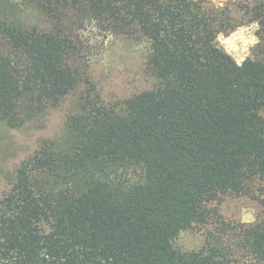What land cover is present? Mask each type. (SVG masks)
I'll list each match as a JSON object with an SVG mask.
<instances>
[{"label": "trees", "instance_id": "trees-1", "mask_svg": "<svg viewBox=\"0 0 264 264\" xmlns=\"http://www.w3.org/2000/svg\"><path fill=\"white\" fill-rule=\"evenodd\" d=\"M23 1L41 21L0 13V123L71 108L63 136L6 177L0 264H264V0L246 11L259 42L242 63L219 41L242 23L209 0ZM100 33L146 48L128 97L105 100L88 75ZM225 196L261 213L225 218Z\"/></svg>", "mask_w": 264, "mask_h": 264}, {"label": "rangeland", "instance_id": "rangeland-1", "mask_svg": "<svg viewBox=\"0 0 264 264\" xmlns=\"http://www.w3.org/2000/svg\"><path fill=\"white\" fill-rule=\"evenodd\" d=\"M221 7L228 6L237 22L242 23L230 34H221V45L239 63L252 55L259 42V23L249 22L256 0H209ZM241 4V6H237ZM248 7V8H247ZM2 17L24 27L40 23V15L23 0H6L0 6ZM97 34V32L95 31ZM96 37L92 45L89 67L90 79L102 93L105 100L114 101L133 94L143 84V69L146 48L129 37L103 35ZM71 108L70 98L56 107L48 108L43 114L28 121L24 126L11 128L0 123V192L6 187V177L19 164L31 156L44 140H56L63 136L66 117ZM225 218L242 222H253L261 213L260 203L249 196H225L220 203ZM201 238L191 231L180 237L178 244L187 249L198 246Z\"/></svg>", "mask_w": 264, "mask_h": 264}]
</instances>
